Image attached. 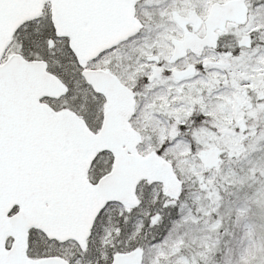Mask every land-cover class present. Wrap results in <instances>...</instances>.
Instances as JSON below:
<instances>
[{
    "label": "snow or ice",
    "instance_id": "6c2138e0",
    "mask_svg": "<svg viewBox=\"0 0 264 264\" xmlns=\"http://www.w3.org/2000/svg\"><path fill=\"white\" fill-rule=\"evenodd\" d=\"M0 264H264V0H0Z\"/></svg>",
    "mask_w": 264,
    "mask_h": 264
}]
</instances>
